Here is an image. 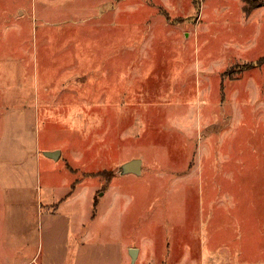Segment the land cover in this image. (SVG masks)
<instances>
[{
  "label": "rangeland",
  "instance_id": "374dc122",
  "mask_svg": "<svg viewBox=\"0 0 264 264\" xmlns=\"http://www.w3.org/2000/svg\"><path fill=\"white\" fill-rule=\"evenodd\" d=\"M244 7L0 0V264L25 229L50 264H264V6Z\"/></svg>",
  "mask_w": 264,
  "mask_h": 264
},
{
  "label": "crops",
  "instance_id": "0c3cea01",
  "mask_svg": "<svg viewBox=\"0 0 264 264\" xmlns=\"http://www.w3.org/2000/svg\"><path fill=\"white\" fill-rule=\"evenodd\" d=\"M113 179H115V178H113ZM77 186H78V184H77V182H75V184L71 186L70 191L71 190L75 191L77 189ZM110 192H111V188L109 191H107V194H110ZM49 194H51V193L48 192V195ZM72 195H73L72 193L67 194V196L64 199H62L60 202H57L56 204L49 202V205H47V203H46L45 207L43 206V202H42L41 207L39 208V212H38V218L40 219V221L42 219H44V217L46 215H48L50 217H59L61 219L63 217V216H61V214L63 212H65V210L69 207V203H67V202L71 199L70 197ZM92 218H94V217H92ZM71 219H72V217L69 219V221ZM70 224H71V221L69 222V225ZM82 228H84V226ZM25 230H27V229H25ZM24 231L22 230L21 232L18 233L19 238L15 237L14 239H12V240H14V241H12V245L14 246L13 248L17 249L16 251H14V253H15L17 259H19L21 261L18 264H50L47 261L45 262L44 261L45 259L42 258L43 250H41V243H42L41 231H39L40 240H39V243L37 244V247H36V242L32 240L31 236H25L26 233H28V231H26V232H24ZM67 233H68V240L67 241H71L72 235L75 234V231L69 230ZM3 235H4V232H2V230H0L1 238L3 237ZM53 235H54V233H53ZM53 248L54 247H51V255H52L51 256V262H52V260H55L54 259L55 254L53 253ZM2 249H7L5 251H8L9 248H7L5 241L1 242V240H0V251H2ZM132 249L133 248H128V251H131ZM133 251L137 252L136 260H135L134 264H138L141 261V259L143 258L142 257L143 252L141 249H138V248H134ZM126 261L127 262H125V264H128V263L132 264V262H131L132 260H130V258L127 259ZM52 263H54V262H52Z\"/></svg>",
  "mask_w": 264,
  "mask_h": 264
},
{
  "label": "water",
  "instance_id": "95a60500",
  "mask_svg": "<svg viewBox=\"0 0 264 264\" xmlns=\"http://www.w3.org/2000/svg\"><path fill=\"white\" fill-rule=\"evenodd\" d=\"M45 159L53 161V162H58L61 158V154L56 152V153H46L44 154ZM129 176H133L136 178H141L142 176V162L140 160H134L131 162H128L124 165H122L117 173L115 174V177H129ZM136 255L137 252L136 251H131L130 252V257L132 260V264L135 263L136 260Z\"/></svg>",
  "mask_w": 264,
  "mask_h": 264
},
{
  "label": "trees",
  "instance_id": "16d2710c",
  "mask_svg": "<svg viewBox=\"0 0 264 264\" xmlns=\"http://www.w3.org/2000/svg\"><path fill=\"white\" fill-rule=\"evenodd\" d=\"M244 4V13L249 16L254 11L260 10L263 8L264 4L260 0H242ZM113 178V175L110 177Z\"/></svg>",
  "mask_w": 264,
  "mask_h": 264
}]
</instances>
